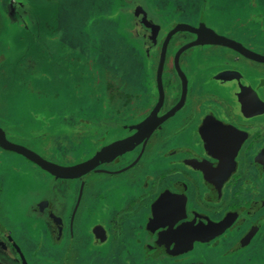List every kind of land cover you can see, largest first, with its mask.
I'll use <instances>...</instances> for the list:
<instances>
[{
  "label": "flooded vegetation",
  "instance_id": "flooded-vegetation-1",
  "mask_svg": "<svg viewBox=\"0 0 264 264\" xmlns=\"http://www.w3.org/2000/svg\"><path fill=\"white\" fill-rule=\"evenodd\" d=\"M129 20L134 26L127 28L128 36L143 39L146 75L107 87L111 101L118 100L109 122L92 126L81 119L75 127L62 118L58 123L72 129L49 124L45 134L30 139L38 149L16 142L18 137L7 131L6 138L67 168L87 162L107 145L135 138L151 117L155 126L130 150L73 179H59L0 147V203L5 195L2 202L11 207V213H0V264H36L44 248L62 251L59 258L47 255L44 264H264V63L217 44L190 47L200 39L195 33H169L188 26L263 57L264 35L228 23L204 27L198 21L149 17L136 34L137 21ZM93 109L80 105L74 111ZM206 125L220 131L211 144L201 134ZM28 172L33 173L30 183L41 179L43 188L17 207L23 190L19 181ZM160 197L182 201L178 212L162 213L184 218L173 229H186L183 242L191 245L189 252L168 255L183 244L167 241V214L153 217ZM223 221L229 226L216 233L214 225Z\"/></svg>",
  "mask_w": 264,
  "mask_h": 264
},
{
  "label": "rangeland",
  "instance_id": "rangeland-1",
  "mask_svg": "<svg viewBox=\"0 0 264 264\" xmlns=\"http://www.w3.org/2000/svg\"><path fill=\"white\" fill-rule=\"evenodd\" d=\"M124 1L127 3V0H0V126L10 132L34 135L48 129L49 124H62L66 132L70 124L58 122L63 118L77 125L74 110L80 105L94 108L93 113L83 111L92 120L109 114L102 104L105 88L109 84L118 86L121 76L135 82L146 75L143 61L135 58L132 54L135 49L127 40L125 16L116 9L120 5L124 8ZM146 1L150 10L158 6L162 14L173 17L178 14L179 20L195 18L204 6H209L213 13L208 18L212 14L213 21L218 23L222 18L244 17L254 1L264 8V0ZM263 8L258 11L261 16ZM22 137L13 140L38 149L37 144ZM71 144L77 146V142ZM75 150L69 148L70 152ZM22 182L25 185L23 179ZM37 182L23 185L17 205L25 198L34 199L32 189L43 188V182ZM4 198L5 195L0 213H11V207L2 202ZM28 237L31 242L33 238ZM113 248L109 250L113 252ZM61 254L62 251L49 252L44 248L35 261L44 264L47 255L59 258Z\"/></svg>",
  "mask_w": 264,
  "mask_h": 264
},
{
  "label": "water",
  "instance_id": "water-1",
  "mask_svg": "<svg viewBox=\"0 0 264 264\" xmlns=\"http://www.w3.org/2000/svg\"><path fill=\"white\" fill-rule=\"evenodd\" d=\"M138 16L140 18L141 17V13L138 14ZM145 17V16H143ZM181 31H186V32H191V33H195L197 34L200 39L197 40L196 42L192 43L191 45H189L190 47L192 46H197V45H204V44H217V45H221V46H226L229 47L231 49L237 50L240 53H242L243 55H245L247 58L264 63V57L260 56V55H256L251 53L250 51L244 49L243 47H241L239 44L235 43L234 41H231L229 39L220 37L215 35L214 33H203L199 30L193 29L191 27L188 26H180V27H176L174 30H172L169 34L170 36L174 33L177 32H181ZM224 74H221L219 76H217V79H221L222 76ZM159 85L161 86V80L159 77ZM264 113V110L261 112V114ZM155 121V120H154ZM152 120V117L150 119H148L144 125L142 124L139 128H138V134L135 135V138H131V139H127L126 141L123 142H117V143H113L111 145H107L106 147L102 148L99 152H97V154L91 158L90 160H88L87 162L74 166V167H60L57 166L51 162H48L46 160H44L43 158H41L39 155H37L36 153L26 149L25 147H22L20 145H15L11 142H9L5 136V133L0 129V147L3 150L6 151H10V152H14L17 153L23 157H25L26 159H28L30 162L34 163L35 165H37L40 169H42L43 171L52 174L55 177H59V178H79L80 176L87 174L89 172H91L93 169H95L98 165L102 164L103 162L109 161L111 158L115 157L117 154L124 152V151H128L130 150V148H132L134 146L135 143H138L139 141H142V139H144V137H147V134L151 133L152 128L155 126L156 121L154 122ZM225 161V160H224ZM194 168V170H197L199 172H203L205 171L203 169V167L201 166H191ZM209 187H211L214 191H216L212 185H209ZM218 189H220L221 187L218 186ZM219 192V191H218ZM162 197H160L154 204L152 207V211H153V217L154 219H158L159 216H162L163 218H166V214L168 215L169 218H166L165 221V226L164 228H168V231H166V238L167 241L171 242V239L176 240L177 242H181V246H183V249H181L183 252H179L181 250H176L175 247L172 249V251L170 253H168L169 256H177L178 254H183L186 252H189L191 250V245L189 243L183 242V240H185L186 232L183 229L181 231V228L174 230V225L178 222L183 220L182 216H179L180 213H157L156 208L157 205L160 204V200ZM211 199L215 202L219 201V197H211ZM167 206H168V210L171 209H175L177 210V212L181 209V205H182V201L180 202H170L169 200H167ZM179 218V219H178ZM165 220V219H164ZM173 221H175V223H173ZM192 224H190L191 226ZM186 226H188L187 224L184 226V228H186ZM229 225L226 221L221 222L220 224H215L213 227V230H215L216 233H220L223 230H225V228H227ZM157 228V226H156ZM162 233L160 234L161 237ZM186 235V236H184ZM184 237V238H183ZM179 238V240H178ZM169 239V240H168ZM168 242V243H169ZM174 242V241H172ZM176 243V242H175ZM169 244L167 245V249H169Z\"/></svg>",
  "mask_w": 264,
  "mask_h": 264
},
{
  "label": "crops",
  "instance_id": "crops-1",
  "mask_svg": "<svg viewBox=\"0 0 264 264\" xmlns=\"http://www.w3.org/2000/svg\"><path fill=\"white\" fill-rule=\"evenodd\" d=\"M125 2V1H124ZM148 1L146 0H141V1H135V0H127V4L125 2V7L123 8L122 6L123 5H120V6H117V11H121V15H124L125 16V20H126V25L124 27V30L129 34L130 31L127 30V28H130L131 26L133 27L134 25H132V22L129 20V17L130 19L133 18L135 19L137 22H136V34H139L140 32L138 31L139 30V27H138V24H141L144 22V19L147 20L148 17L149 18H152V19H157V21H159L160 19H171L172 20H176V21H183V20H179L178 18V14H174L175 17L173 16H169L168 14H162L161 11H159V7L157 6L158 9H149L148 7ZM25 7V6H24ZM263 7H261L259 4H257L256 1L252 2V5L250 4V8L246 10L245 12V15L244 17H238L237 19H234V20H231V18H222V20H219V23H228L230 24V27H232V25H235L236 27L237 26H242L244 27V30H245V33H258V34H262L264 35V15L261 16L259 15L258 11L259 9H261ZM125 9V12L123 13L122 11ZM264 9V8H263ZM17 11L19 12V9H17ZM160 12V14H159ZM141 13V17L140 18L138 16V14ZM209 13H213V11L209 8V6H204L203 10L201 11V13L196 16V20H194L195 18H192L190 19L191 21H198V23H200L202 26L204 27H207L206 25H210L212 27L216 26L218 24V21H213L212 19V14L210 15V17L208 18V14ZM145 16V17H143ZM180 16V15H179ZM187 20V19H186ZM147 23V25H150V21H145ZM153 23V22H152ZM205 24V25H204ZM143 24H141L142 26ZM149 27V26H147ZM146 27V28H147ZM235 33V32H234ZM128 34H126L127 36V40L130 41V43L132 44V46L134 47V53L132 51V54H134L135 58L137 59H140L143 57L142 55V51H141V48H140V44L143 42V39L140 38V37H134L133 38H130L128 36ZM150 42V41H149ZM149 42L147 43L146 47L149 46ZM142 45V44H141ZM128 80H125L124 77H119V81L117 82V84H125L127 83ZM111 85L109 84L107 87L109 88ZM107 87L105 88V92L106 95H105V99L103 100V106H106L108 109V113L109 114H102V118L100 119H90V115H86L85 113L83 112H76L77 113V116H78V122L82 119V120H85L86 122L92 124V126H95V125H99L100 123L102 122H109L111 120V118L113 117V114H114V106L116 105L117 101L118 100H114V101H111V91L110 90H107ZM123 103V101H122ZM94 104H97L96 102H94ZM100 109H102V107H99ZM71 115V114H70ZM73 115V114H72ZM62 117L64 115H61ZM77 125H75L76 127ZM73 126H71V129H72ZM88 127V126H87ZM70 128V127H69ZM1 130L5 133L7 130H5L2 126H1ZM47 130V129H46ZM8 134L9 133H12L13 135H16L17 137H21L24 135V137L22 138H28L29 140L31 139L32 135L31 132H27L25 134H22L19 132H16V131H7ZM44 132H46L45 130L42 131V133H40L39 135H43L45 134ZM5 136H6V133H5ZM47 140V139H45ZM2 149V148H1ZM71 155V153H70ZM72 157V156H71ZM73 158L75 159V161L77 162V158H78V155H73ZM2 161V160H1ZM83 164V163H81ZM80 165V164H78ZM75 166V165H74ZM77 166V165H76ZM42 170V169H41ZM45 172V171H44ZM32 173V172H31ZM33 174V173H32ZM32 174H30L29 172L27 173V176L26 178L29 176L28 179H23L25 181V184L29 183V182H32L33 180V177H32ZM59 178V177H58ZM60 179V178H59ZM27 181V182H26ZM41 182H43L41 179H40ZM20 183H21V187H23L24 189V184L22 182V179H20ZM31 190V189H30ZM33 192L37 191V189H32ZM29 196V194H28ZM35 198V196H34ZM27 198H25L23 201L21 202H24ZM34 200V199H33ZM36 201V200H35ZM19 206V204L17 205V207ZM249 264V263H247ZM259 264V263H258Z\"/></svg>",
  "mask_w": 264,
  "mask_h": 264
},
{
  "label": "snow or ice",
  "instance_id": "snow-or-ice-1",
  "mask_svg": "<svg viewBox=\"0 0 264 264\" xmlns=\"http://www.w3.org/2000/svg\"><path fill=\"white\" fill-rule=\"evenodd\" d=\"M201 134L205 137L206 140L209 141V143L211 144V142L213 140H215L219 135H220V131L217 127L212 126V125H206L202 130H201ZM167 197H162L160 200V204L157 205L156 211L157 213H161L167 210ZM179 219V218H178ZM173 223H175V221H173ZM186 227H191L190 225L186 226Z\"/></svg>",
  "mask_w": 264,
  "mask_h": 264
}]
</instances>
